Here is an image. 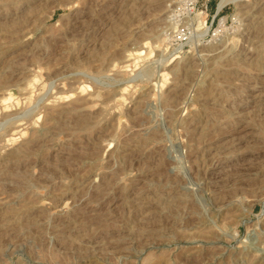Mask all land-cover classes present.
<instances>
[{
	"label": "rangeland",
	"instance_id": "1",
	"mask_svg": "<svg viewBox=\"0 0 264 264\" xmlns=\"http://www.w3.org/2000/svg\"><path fill=\"white\" fill-rule=\"evenodd\" d=\"M220 2L0 0V264H264V0Z\"/></svg>",
	"mask_w": 264,
	"mask_h": 264
},
{
	"label": "bare ground",
	"instance_id": "2",
	"mask_svg": "<svg viewBox=\"0 0 264 264\" xmlns=\"http://www.w3.org/2000/svg\"><path fill=\"white\" fill-rule=\"evenodd\" d=\"M231 1H234V0H221V2H220V4L219 5H224V4H226V3H228V2H231ZM246 4H249V3H246ZM151 6V5H150ZM169 6V5H168ZM221 6H219V7H221ZM246 6V5H245ZM147 7V6H146ZM165 7V6H164ZM144 10V9H143ZM246 11V10H245ZM255 13V12H254ZM247 14V13H246ZM252 28V27H251ZM206 30H207V28H206ZM146 47V46H145ZM147 48V47H146ZM144 49H141L140 51L141 52H143V53H146V51H143ZM131 53V52H130ZM133 53V52H132ZM172 57V56H171ZM178 56H175V58H177ZM174 58V59H175ZM173 59V58H172ZM173 59V60H174ZM237 64V63H236ZM163 70V69H162ZM168 73V72H167ZM139 75V74H138ZM163 75L165 76L166 74H165V72H163ZM37 76V75H36ZM140 76V75H139ZM163 78V77H162ZM33 80V79H32ZM34 81H35V79H34ZM158 81V80H157ZM38 84V83H37ZM159 84V83H158ZM157 85V84H156ZM63 98H65V97H63ZM8 119V118H7ZM246 138V137H245Z\"/></svg>",
	"mask_w": 264,
	"mask_h": 264
},
{
	"label": "trees",
	"instance_id": "3",
	"mask_svg": "<svg viewBox=\"0 0 264 264\" xmlns=\"http://www.w3.org/2000/svg\"><path fill=\"white\" fill-rule=\"evenodd\" d=\"M210 2H214V0H210Z\"/></svg>",
	"mask_w": 264,
	"mask_h": 264
}]
</instances>
